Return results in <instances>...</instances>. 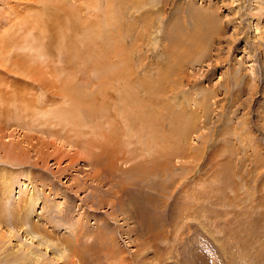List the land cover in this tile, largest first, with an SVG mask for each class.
Instances as JSON below:
<instances>
[{"label":"rangeland","instance_id":"obj_1","mask_svg":"<svg viewBox=\"0 0 264 264\" xmlns=\"http://www.w3.org/2000/svg\"><path fill=\"white\" fill-rule=\"evenodd\" d=\"M22 1L0 0V11ZM89 3L81 15L93 45L106 31V70L84 72L80 59L69 69L65 42L55 59L26 60L28 72L0 65V264H264V0H106L104 16V0ZM193 11L211 23L190 22ZM197 29L203 56L171 49L175 30ZM27 38L12 51L34 53ZM41 70L55 92L35 100L28 86ZM64 77L94 114L57 89ZM141 101L150 124L132 109Z\"/></svg>","mask_w":264,"mask_h":264},{"label":"bare ground","instance_id":"obj_2","mask_svg":"<svg viewBox=\"0 0 264 264\" xmlns=\"http://www.w3.org/2000/svg\"><path fill=\"white\" fill-rule=\"evenodd\" d=\"M90 0H75L73 2V0H23L22 2L18 3V5H15L14 4H9L7 5L6 8H2V10L0 11V15L1 14H5V13H8L9 16L8 17H3V19H6L7 23L9 22V27L7 28V30L3 31L2 32V35H1V38H0V42H1V45H0V65H2V67L6 66L5 69H8V70H11L13 71L11 68H14L15 70H23V71H27L26 69V66H27V61L28 59H32V58H36L39 57V58H42L43 61H49V57L50 55L55 52V49H57L58 47H60V43L63 44L65 42V46H62V49L60 50L61 53L59 54H62L64 56V59H62V61L66 62L67 63H71V64H68V68L69 69H72L74 70L75 69V62L77 59H80L78 64H76L78 67L81 65V62H84L82 63V66H83V71H91V70H96V69H102V68H105L104 66V63H105V58H106V47H105V33L106 31L102 30L104 28H102L101 30H99L98 32V35H97V38H96V44L93 45L94 43H91L94 41V32L91 27V24H92V21L88 22V16L87 18H83V16L81 15V12L84 11L85 12V6L86 8L88 9V7H90V3H89ZM6 2V0H5ZM105 4L103 3L104 5V9H102L101 7H99V11H100V16L101 14L104 16L106 15L105 11H107V3H106V0H104ZM108 2V1H107ZM77 3V4H76ZM80 4V7L81 9L79 8V4ZM99 5V4H98ZM256 5V4H255ZM19 6V7H18ZM88 6V7H87ZM93 8V6H92ZM101 8V9H100ZM160 9V8H159ZM77 10H81V11H77ZM197 10V9H196ZM212 10V8H211ZM251 10V9H250ZM89 11V9H88ZM200 12V11H199ZM198 11H193V12H189V16L187 18V20H198L199 23H211V20L206 18L207 16L203 14H199ZM260 12V11H259ZM255 14V13H254ZM63 15V16H62ZM85 17H86V12L84 13ZM159 15V14H158ZM258 15V14H257ZM179 16V15H178ZM194 18H192V17ZM253 16V15H252ZM255 16V15H254ZM104 18V17H103ZM213 19H215L214 17H212ZM184 19V18H183ZM259 19V18H258ZM69 22V24L66 23V26L65 27V21ZM230 20V19H229ZM196 21V22H198ZM213 21V20H212ZM104 22V21H103ZM191 22V21H190ZM227 22V21H226ZM5 24V23H4ZM60 24L65 27V29L67 28V30L69 32H72V33H75L74 34V38L73 37H70L72 38L71 40H69V37L65 34V32H63L64 34H62V26H60ZM183 24V23H182ZM191 24V23H189ZM197 24V23H196ZM204 26V25H203ZM104 27V26H103ZM195 28H199V27H194ZM203 28V27H202ZM243 28V27H242ZM193 29V28H192ZM30 30H37V32L33 33L32 34V37L31 39L28 37V35L30 34L29 31ZM203 30V29H202ZM204 30H208L207 29H204ZM212 30V29H211ZM28 33L25 37V39L28 37L29 40H30V43L33 45V47L31 48V50H33L34 53H20L18 52L17 50L16 51H12L14 50L13 48H22V44H24L22 40H25L24 39V36H25V33ZM65 31V30H64ZM181 31V30H180ZM187 31V30H186ZM226 31V30H225ZM78 32H79V36H78ZM193 32V31H192ZM195 32H197V37H196V34H193L191 33L190 31V34L188 36V34H183L181 32H178L175 30V36H173V40H172V44L170 43V46H171V49L175 47V50L177 51L179 48V46H183L181 47V51L180 53H177L179 54V56L181 57V55H184V56H187V57H192L194 54L198 55V56H202L204 55L203 53V43H204V40H203V34L204 33H198V32H202L200 31L199 29H197ZM19 33H23L21 35H19ZM62 34V35H59V34ZM71 33V34H72ZM245 33V32H244ZM35 34H40V36H37L35 38ZM213 34V33H212ZM31 35V34H30ZM193 35V37H192ZM209 35V34H208ZM58 36H62L59 38V41H58ZM65 38H64V37ZM73 36V35H72ZM100 36V37H99ZM207 36V35H205ZM42 37V38H41ZM99 37V38H98ZM210 37V36H209ZM27 38V40H28ZM178 38V39H177ZM184 38V39H183ZM222 38V37H221ZM40 39H42L43 41V48L40 47ZM183 39L185 40L183 42V44L181 45L180 43V40ZM36 40H39L40 42L37 44L39 45L38 47H35V43H36ZM175 40V41H174ZM220 40V38H219ZM21 41V42H20ZM20 42V43H19ZM28 42V41H27ZM232 42V41H231ZM59 43V44H58ZM229 43V42H228ZM253 43V42H250V44ZM257 43V42H256ZM29 44V42H28ZM42 44V42H41ZM259 44V43H258ZM30 45V46H32ZM256 45V44H254ZM25 46V45H24ZM29 45H27L26 47L29 49L28 47ZM219 46V45H218ZM35 47V48H34ZM251 47V46H250ZM254 47V46H253ZM37 48V49H36ZM96 50V51H93V49ZM25 49V47L23 48ZM211 49V48H210ZM219 49V47H218ZM255 49V48H254ZM260 49V48H259ZM30 50V51H31ZM29 51V52H30ZM263 51V50H262ZM67 52V53H66ZM258 52V51H257ZM56 54H57V51H56ZM67 54V55H65ZM264 54V53H263ZM58 55V54H57ZM61 55V56H62ZM54 56H55V53H54ZM259 56V55H258ZM9 57V58H8ZM28 57V58H27ZM55 57H59V56H55ZM8 58V59H7ZM39 58L38 61H39ZM52 58V57H50ZM263 58V57H262ZM52 59H55V58H52ZM57 59V58H56ZM257 59V58H256ZM264 59V58H263ZM34 60V59H33ZM60 60V58L58 59ZM57 60V62H58ZM178 61V60H177ZM224 61V59H223ZM34 62V61H33ZM60 62V61H59ZM40 63V61H39ZM46 63V62H45ZM77 63V62H76ZM52 64V63H51ZM57 64H60V63H57ZM176 64H179V63H176ZM11 65H13V67H10ZM35 65V64H34ZM46 65V64H45ZM62 65V64H61ZM220 65V64H219ZM8 66V67H7ZM44 66V65H43ZM42 66V68H43ZM47 66V65H46ZM64 65H62L63 67ZM80 66V67H82ZM241 66V65H240ZM3 67V68H4ZM36 67V65H35ZM40 67V66H39ZM45 67V66H44ZM49 67V66H48ZM53 67V66H52ZM61 67V66H60ZM34 68V66H33ZM46 68V67H45ZM54 68V67H53ZM64 68V67H63ZM29 69V68H28ZM31 69V68H30ZM29 69V70H30ZM57 68H54L53 70L55 71ZM60 68H58L57 70V73L59 71ZM62 69V68H61ZM66 69H67V66H66ZM50 70V69H49ZM49 70H47L49 72ZM52 70V72H54ZM65 71V69H62ZM106 70V68H105ZM7 71V70H6ZM9 71V72H11ZM25 71V72H26ZM239 71V70H238ZM14 72V71H13ZM24 72V73H25ZM28 72V71H27ZM39 74L36 75L35 77V80L36 82H31L29 81L30 85L32 86H28L29 89H32L33 88V91L31 93H33V98L35 100H37V97L39 95V93H36L37 90H44V92H49L51 89L52 92H55L53 89H55V86H54V83H56L55 80L57 79H54L52 78V80H48V77L49 76L45 70L44 72V75L42 76V74L40 72H43L42 70L41 71H38ZM69 72V71H67ZM72 71L69 72V75ZM74 72V71H73ZM8 73V72H7ZM15 73V72H14ZM32 73V71L30 72ZM29 73V74H30ZM50 73V72H49ZM89 73V72H88ZM115 73V71H114ZM16 74V73H15ZM47 74V76H46ZM52 73H50L51 75ZM56 74V73H55ZM60 74V72H59ZM84 74V73H83ZM82 74V75H83ZM86 74V73H85ZM102 74V73H101ZM240 74V73H239ZM27 75V74H26ZM69 75L67 76L69 78ZM72 75V74H71ZM70 75V76H71ZM81 75V74H80ZM116 75H119V73H117ZM241 75V74H240ZM87 76V75H86ZM43 77V78H42ZM53 77V76H52ZM231 77L233 78V76L231 75ZM24 78V77H23ZM32 78V77H30ZM55 78V77H54ZM57 78V76H56ZM61 78V77H60ZM64 79L66 80L64 82L65 86L62 87V88H57L59 89L60 91L62 90L63 93H64V96L65 94L68 95V100L71 101L70 104H73L74 107L76 108L77 106H81L80 104L83 105V107H85L86 109H82L87 115L90 114H94V111L96 109L95 106L93 105V103L91 102V98L89 97V94H83L80 89H74L75 86L71 87V83H72V78L71 77L70 79ZM86 78V77H85ZM31 80V79H29ZM87 80V79H86ZM84 79V81H86ZM235 83V85L239 84V79H238V76L234 77L232 79ZM34 81V80H33ZM53 81V84L49 83V82H52ZM55 81V82H54ZM232 81V82H233ZM62 82V84H63ZM4 83V82H3ZM60 83H61V79H60ZM60 84V85H62ZM82 84V82H81ZM6 84H4L5 86ZM234 85V84H233ZM236 85V86H237ZM54 86V87H53ZM59 86V85H58ZM63 86V85H62ZM78 86V85H77ZM7 88V87H6ZM1 89V88H0ZM23 89V88H22ZM26 89V88H25ZM243 89V87H242ZM8 90V89H7ZM14 90V89H13ZM58 90V91H59ZM10 91V90H9ZM206 92L205 90H202V92ZM2 89H1V92H0V95H2ZM4 92H6L4 90ZM23 92V91H22ZM25 92V91H24ZM47 92V93H48ZM236 92V91H235ZM8 93L11 97H14L13 95H23V98L21 99H27L25 98L26 97V94L27 93H30V91H26L25 93L21 94V93H14L12 94L11 92H6ZM51 94V92H49ZM126 93V92H125ZM46 94V93H45ZM49 94V95H50ZM59 94V93H58ZM128 94V92L126 93ZM125 94V97L128 96ZM25 95V96H24ZM31 95V94H30ZM48 94H46L45 98L47 97ZM53 95V94H52ZM51 95V96H52ZM55 96L57 94H54ZM62 95V92L59 94V96ZM122 95V99H126L124 97L123 94ZM237 94H235L234 96H236ZM18 96V97H19ZM43 96V95H42ZM67 98V96H65ZM20 98V97H19ZM31 98V97H29ZM234 98V97H233ZM232 98V99H233ZM236 100V99H235ZM234 100V101H235ZM53 99H50V97L46 98L45 100H43L44 104L50 102L52 103ZM127 101V99H126ZM1 103V102H0ZM49 103V104H50ZM139 103V102H138ZM141 103H143L142 101L139 103V105H136L133 104V111L136 110V108L138 109V112L136 110V113L137 115H135L136 117H138L140 120L143 119V121L146 123H149L151 122L150 120V117L149 116H146L145 115V118L144 117H141L143 114H145V111L144 110V107L141 105ZM146 103V101H145ZM198 104V103H197ZM1 105V104H0ZM195 105V104H194ZM197 106H200L197 105ZM197 106H195L197 108ZM68 108H70L68 106ZM9 110V109H8ZM11 110V108H10ZM144 110V111H143ZM123 111V109H122ZM131 111V112H133ZM16 112V111H15ZM130 112V114H131ZM144 112V113H143ZM149 112V111H148ZM129 113V112H128ZM127 113V114H128ZM196 113V112H195ZM135 114V113H134ZM194 114V113H193ZM65 114H60V113H57L56 114V118L58 120L59 117L61 118V120H66L65 117H64ZM129 115V114H128ZM192 115V114H191ZM1 117V116H0ZM92 117V116H90ZM2 118V117H1ZM0 118V119H1ZM196 118V117H195ZM192 119V118H191ZM3 120V118L1 119ZM72 120V119H71ZM70 120V121H71ZM142 121V123L144 124V122ZM196 121V119H195ZM190 123V122H189ZM192 123V122H191ZM149 124H148V127H149ZM35 125H38V124H35ZM78 125V124H77ZM187 126V125H186ZM142 127V126H141ZM147 127V126H146ZM192 127H194L192 124H190L187 128L188 130H192ZM149 133V138H151L153 136V130H149L148 131ZM152 134V135H151ZM243 139V138H242ZM250 142V141H249ZM252 143V142H251ZM248 144V143H247ZM15 145V144H14ZM6 146V145H5ZM18 148V144L16 146ZM4 148V147H3ZM16 149V148H15ZM13 150V149H12ZM24 151L23 149H18L16 150V155L17 157L14 159L16 161V163H18V159L19 158H24L23 155H24ZM14 162V161H13ZM15 164V162H14ZM137 172V171H136ZM3 181V180H2ZM8 187V185H6ZM31 197V195L29 196ZM22 198V197H21ZM25 198V197H24ZM28 199V197H27ZM33 198H30V200H32ZM34 199H35V196H34ZM24 201V200H23ZM28 201V200H27ZM20 202V200H19ZM33 202V201H32ZM22 203V202H21ZM30 204V203H29ZM32 204V203H31ZM30 204V205H31ZM23 205V203H22ZM28 207V206H27ZM18 209V208H17ZM25 209V208H24ZM10 210V209H9ZM16 210V208H15ZM17 212H19V210H17ZM13 213L11 218L14 222L18 220L17 216L19 213ZM20 215V214H19ZM19 217V216H18ZM21 218V217H20ZM29 218V217H28ZM60 218V217H59ZM128 218V217H127ZM13 221L11 223H13ZM10 223V222H9ZM27 227V226H26ZM28 228V227H27ZM27 228H23L25 233L27 232V234L29 232H32L31 230L27 229ZM43 229V228H42ZM75 230V229H74ZM96 234V233H95ZM169 234V233H168ZM12 235L9 234V237H11ZM40 238V237H39ZM44 239V238H43ZM66 240V238H65ZM38 244H46L45 243V240H38L37 241ZM50 242V241H49ZM195 242H197V239H195ZM46 246H48L46 244ZM53 250V249H52ZM56 250L57 249H54V251H52V253L56 254ZM192 250V249H191ZM197 251V249H195ZM195 250H192L191 251V255H195ZM25 254H30L32 255L33 254V251H28V252H25ZM188 261L191 263V264H194L193 263V256H190L188 258Z\"/></svg>","mask_w":264,"mask_h":264}]
</instances>
